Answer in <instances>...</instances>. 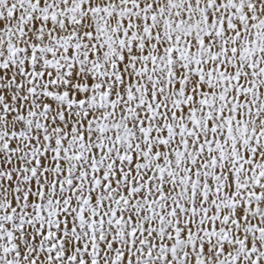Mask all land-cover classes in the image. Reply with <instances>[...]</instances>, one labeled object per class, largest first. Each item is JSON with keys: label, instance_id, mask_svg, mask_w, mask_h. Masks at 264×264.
<instances>
[{"label": "snow or ice", "instance_id": "snow-or-ice-1", "mask_svg": "<svg viewBox=\"0 0 264 264\" xmlns=\"http://www.w3.org/2000/svg\"><path fill=\"white\" fill-rule=\"evenodd\" d=\"M0 264H264V0H0Z\"/></svg>", "mask_w": 264, "mask_h": 264}]
</instances>
